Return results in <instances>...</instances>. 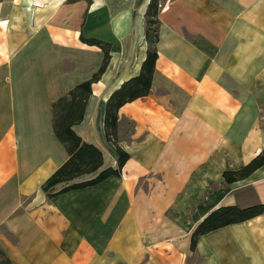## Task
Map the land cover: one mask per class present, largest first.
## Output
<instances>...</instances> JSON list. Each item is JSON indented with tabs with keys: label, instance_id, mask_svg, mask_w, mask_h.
<instances>
[{
	"label": "crops",
	"instance_id": "1",
	"mask_svg": "<svg viewBox=\"0 0 264 264\" xmlns=\"http://www.w3.org/2000/svg\"><path fill=\"white\" fill-rule=\"evenodd\" d=\"M158 1L151 88L118 110L129 158L119 175L49 197L43 184L68 158L52 104L103 61L82 37L110 58L72 129L116 167L105 103L139 73L150 0H0V249L12 264H264V212L191 248L213 209L264 203V163L223 177L264 150V0ZM122 119L134 130L118 140Z\"/></svg>",
	"mask_w": 264,
	"mask_h": 264
},
{
	"label": "trees",
	"instance_id": "2",
	"mask_svg": "<svg viewBox=\"0 0 264 264\" xmlns=\"http://www.w3.org/2000/svg\"><path fill=\"white\" fill-rule=\"evenodd\" d=\"M158 0H150L145 12V40L147 42L146 56L139 73L125 80L113 90L105 103L103 130L105 138L114 144L117 154L116 167L103 164L102 152L93 144L83 141L72 129L83 119L84 108L91 84L101 77L110 58L109 44L95 38L81 39L99 46L103 53V61L97 71L89 79L77 84L66 95L61 96L52 104L53 128L57 138L64 144L68 158L47 178L43 189L51 197L68 190L95 185L111 175H119L120 169L129 158V154L117 144L118 110L126 102L148 94L151 88V78L154 63L157 58L156 42L158 39ZM264 163V150L253 157L248 163L237 170L223 172L226 182L243 179ZM94 175L86 180L71 182L83 174ZM60 184V186H58ZM264 212V203L240 208L236 205L220 206L210 211L193 229L191 233V248H195L197 238L221 226L239 222ZM0 264H12L0 249Z\"/></svg>",
	"mask_w": 264,
	"mask_h": 264
},
{
	"label": "rangeland",
	"instance_id": "3",
	"mask_svg": "<svg viewBox=\"0 0 264 264\" xmlns=\"http://www.w3.org/2000/svg\"><path fill=\"white\" fill-rule=\"evenodd\" d=\"M134 125L131 121L127 119H122L120 123V129L118 134V140L119 138L122 140L129 139L131 132L134 130Z\"/></svg>",
	"mask_w": 264,
	"mask_h": 264
}]
</instances>
